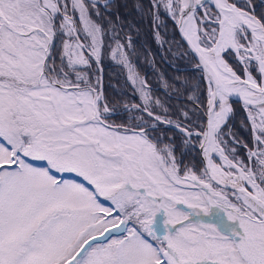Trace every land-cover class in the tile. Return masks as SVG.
<instances>
[{
    "label": "snow or ice",
    "instance_id": "1",
    "mask_svg": "<svg viewBox=\"0 0 264 264\" xmlns=\"http://www.w3.org/2000/svg\"><path fill=\"white\" fill-rule=\"evenodd\" d=\"M0 264H264V0H0Z\"/></svg>",
    "mask_w": 264,
    "mask_h": 264
},
{
    "label": "trees",
    "instance_id": "2",
    "mask_svg": "<svg viewBox=\"0 0 264 264\" xmlns=\"http://www.w3.org/2000/svg\"><path fill=\"white\" fill-rule=\"evenodd\" d=\"M146 30V29H145ZM179 39V37H177ZM150 43L147 37L141 36L138 41V46L140 44H148ZM153 51L156 50V46L151 44ZM137 68L142 75H147L149 79L153 82L154 85H158V76L157 72H162L166 74L167 77L171 78L176 75H187L191 76L193 74L192 65L189 61L185 59H169L167 63L160 59L159 54L156 56V67L155 69L150 66L148 62H146L141 56L139 61L137 62ZM126 76V69H122L120 66L116 64V62L111 61L110 59H105L104 61V84L106 89L111 92L112 89L109 85H117V82L121 85L124 83V79ZM130 91V89H125ZM162 95V93H161Z\"/></svg>",
    "mask_w": 264,
    "mask_h": 264
}]
</instances>
